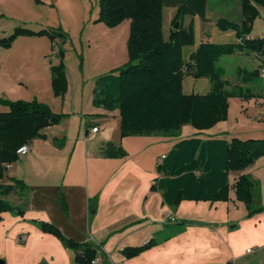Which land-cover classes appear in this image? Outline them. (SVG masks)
I'll return each instance as SVG.
<instances>
[{"label":"crops","instance_id":"crops-1","mask_svg":"<svg viewBox=\"0 0 264 264\" xmlns=\"http://www.w3.org/2000/svg\"><path fill=\"white\" fill-rule=\"evenodd\" d=\"M167 10L171 23L176 8L164 9V21ZM258 11L261 15L264 8L258 6ZM98 15L95 14L93 20ZM207 18L208 22L198 16L184 20L185 25L193 22L200 29L197 36L195 28V46L184 49L186 61L201 43L224 44L220 38H215L220 37L219 34L233 36L231 43L238 42L234 32L218 29L219 18L211 31L207 29L205 26L212 23L209 10ZM97 28L117 30L107 29L103 24ZM249 38H256L253 32ZM127 39L126 30L124 43ZM111 41L118 45L119 35ZM6 52L9 56L0 62V98L24 100L22 94L27 92L28 101L37 99L55 113L68 115L60 124L42 130L44 138L29 142L26 155L5 164L0 183L12 184L13 179H17L28 188L25 196L14 192L6 198L15 207L27 204L23 216L11 212L1 214L0 259L6 264H75L73 252L55 235L44 232L38 225L40 222L58 227L73 241L98 246L93 264H264V211L248 217L246 205L236 199L233 190L228 201L184 200L175 209L164 203L161 192L152 190L154 180L160 177L157 173L160 157L167 155L179 141L195 136L205 140L232 139L225 122L204 131L185 125L178 137L121 138L119 110L108 111L93 105L98 78L89 79L88 85L83 84L85 76L80 78L78 70L66 61L67 93L64 97L54 96L49 74L46 75L48 99H44L36 92L31 93L33 88L27 84L31 79L40 80L41 73L34 59L25 55L15 58L13 47ZM233 56L241 62L237 71L230 73L225 64L220 65L226 70L229 81L241 82L246 71L259 66L254 54L238 52L230 55ZM224 60L222 57L219 62ZM117 67L109 65L102 71ZM186 78L188 83L197 84L194 85L197 88L189 90L191 94L209 91L207 79L202 81L204 79H194L191 75ZM7 110L8 107L0 105V112ZM95 127L99 129L97 133L92 132ZM108 142L121 145L128 155L121 159L102 156L101 148ZM241 174L262 184L264 205V158L242 172L231 173L230 182L234 183ZM186 222L196 224L184 225ZM152 239L157 245L139 255L126 258L122 254L125 248L140 247Z\"/></svg>","mask_w":264,"mask_h":264},{"label":"trees","instance_id":"trees-1","mask_svg":"<svg viewBox=\"0 0 264 264\" xmlns=\"http://www.w3.org/2000/svg\"><path fill=\"white\" fill-rule=\"evenodd\" d=\"M208 3L209 0H99V15L95 22L109 28L127 19L131 22L127 42L128 61L112 70L117 76L109 74L96 80L93 98L95 107L119 110L121 138L149 135L178 137L185 125H191L198 131L209 130L227 119L231 98L249 101L256 97L249 86L232 85L219 61L238 52L254 54L259 59V66L251 72L246 71L241 82L250 84L254 78L261 77L264 36L249 38V35L259 16L258 6L264 8V0H240L243 16L240 23L227 18L217 20L218 29L234 32L238 42L201 43L186 61L184 49L196 44V35L194 23L185 25L184 20L198 16L208 22ZM169 7L176 8V15L169 36L165 38L164 9ZM177 22L179 28L175 29ZM32 35H48L53 42L55 39L65 40V37L56 36L60 34L47 30L36 33L18 28L10 37L0 39V46L10 48L19 36ZM59 56H64L61 50ZM51 74L54 96L64 97L68 91L64 61L53 66ZM188 75L207 78L209 91L205 94H185L183 84ZM0 104L9 109L0 112L1 180L5 164L19 159L17 151L20 147L36 138H44L42 130L60 124L68 115L55 113L49 105L37 99L12 101L0 98ZM101 154L111 159L128 155L121 145L114 142L106 143L101 148ZM165 156L157 164L160 177L154 180L152 190L161 192L164 203L170 207L175 209L184 200L228 201L233 190L236 199L246 205L248 217L264 211L259 181L241 174L234 183L230 182L231 173L242 172L264 158V137L205 140L195 136L179 141ZM27 190L21 180L13 179L12 184L0 183V219L4 212L19 216L25 214L27 204L15 207L6 198L14 192L25 196ZM38 225L44 232L55 235L73 252L75 264H93L96 260L99 247L95 244L73 241L52 224L40 222ZM155 245L157 242L152 239L140 247L125 248L122 254L132 258Z\"/></svg>","mask_w":264,"mask_h":264},{"label":"rangeland","instance_id":"rangeland-1","mask_svg":"<svg viewBox=\"0 0 264 264\" xmlns=\"http://www.w3.org/2000/svg\"><path fill=\"white\" fill-rule=\"evenodd\" d=\"M98 6L99 0H0V39L10 37L18 28L36 33L47 30L60 34L56 35L57 37H65V40L55 39L53 42L48 35L19 36L13 43V45L16 43L15 46L12 45L10 48L0 46V62L9 56V52L6 50L10 51L12 47L15 58H21L24 55L29 58L32 57L41 75L39 81L31 79L32 82L27 84L30 85L31 89L33 88L31 93L36 92L38 96L40 95L44 99H48L49 93L46 75L50 74V86L52 87V67L57 66L61 61L64 63L67 61L71 68L75 67L80 78L85 76L83 84L88 85L89 79L95 80V78L104 75L113 74L117 76V73L103 72L102 70L109 65L121 66L128 61V39L125 43L123 40L126 36V30L129 38L131 22L129 19L124 20L114 28H109L101 22H95L97 19H93L95 14L98 15L99 13ZM208 10L212 23L205 27L210 31L214 28L217 18L224 17L234 22H240L242 19L240 0H209ZM169 13V10L165 12V36H168L172 27V22L169 23ZM262 13L261 15L259 13L253 23L252 32L256 38L264 36V12ZM99 24H103L107 29L114 30L117 28V30L105 31L97 28ZM195 28L198 32L197 36H199L200 29L197 25ZM118 35L120 41L118 45H113L111 40L116 39ZM219 35L220 37L215 38H220L224 43L233 41V36ZM194 46L186 47L185 50L192 49ZM60 50L64 53L63 57L59 56ZM224 59H226L225 62H219V64H225L230 73L237 71V67L241 64L240 59L234 56H224ZM200 79L205 81L207 78ZM187 81L186 78L183 90L185 94H191L192 92L189 90L193 87L197 88L195 87L197 84ZM230 82L232 85L242 84V82L233 79ZM248 85L256 97L249 101H244L239 97L231 98L228 117L223 121L228 127V135L232 138L245 140L264 137V78H254L253 82ZM28 95L27 92L22 94L24 100H30L27 99ZM260 185L262 184L260 183Z\"/></svg>","mask_w":264,"mask_h":264},{"label":"built area","instance_id":"built-area-1","mask_svg":"<svg viewBox=\"0 0 264 264\" xmlns=\"http://www.w3.org/2000/svg\"><path fill=\"white\" fill-rule=\"evenodd\" d=\"M261 77L264 78V69L261 71ZM98 130H99L98 127H95L92 129V132L97 133ZM29 148H30V146L28 143L23 145L22 147H20L17 151L18 156L21 157V156L26 155L29 152ZM165 157L166 156L163 155L162 157H160L159 161L163 160Z\"/></svg>","mask_w":264,"mask_h":264},{"label":"water","instance_id":"water-1","mask_svg":"<svg viewBox=\"0 0 264 264\" xmlns=\"http://www.w3.org/2000/svg\"><path fill=\"white\" fill-rule=\"evenodd\" d=\"M179 28V23L177 22L175 24V29H178ZM0 264H4V261L3 260H0Z\"/></svg>","mask_w":264,"mask_h":264}]
</instances>
